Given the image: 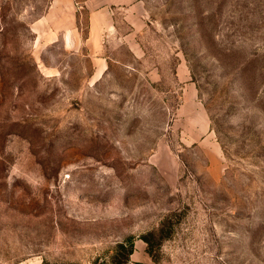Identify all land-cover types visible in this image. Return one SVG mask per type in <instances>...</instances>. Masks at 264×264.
<instances>
[{
  "label": "rangeland",
  "instance_id": "374dc122",
  "mask_svg": "<svg viewBox=\"0 0 264 264\" xmlns=\"http://www.w3.org/2000/svg\"><path fill=\"white\" fill-rule=\"evenodd\" d=\"M38 4L0 0V264H264V0H137L98 80Z\"/></svg>",
  "mask_w": 264,
  "mask_h": 264
},
{
  "label": "crops",
  "instance_id": "0c3cea01",
  "mask_svg": "<svg viewBox=\"0 0 264 264\" xmlns=\"http://www.w3.org/2000/svg\"><path fill=\"white\" fill-rule=\"evenodd\" d=\"M136 5L137 0H39L30 28L38 43H61L68 50L91 56L93 76L98 80L109 67L111 40L137 52L136 34L146 33V23L137 16ZM205 128L209 130V124Z\"/></svg>",
  "mask_w": 264,
  "mask_h": 264
},
{
  "label": "trees",
  "instance_id": "16d2710c",
  "mask_svg": "<svg viewBox=\"0 0 264 264\" xmlns=\"http://www.w3.org/2000/svg\"><path fill=\"white\" fill-rule=\"evenodd\" d=\"M44 264H48V263H44Z\"/></svg>",
  "mask_w": 264,
  "mask_h": 264
}]
</instances>
